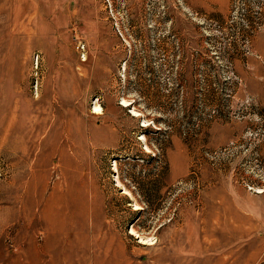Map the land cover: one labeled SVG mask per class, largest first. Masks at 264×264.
Instances as JSON below:
<instances>
[{"label": "rangeland", "instance_id": "rangeland-1", "mask_svg": "<svg viewBox=\"0 0 264 264\" xmlns=\"http://www.w3.org/2000/svg\"><path fill=\"white\" fill-rule=\"evenodd\" d=\"M106 248L264 264V0H0V264Z\"/></svg>", "mask_w": 264, "mask_h": 264}, {"label": "bare ground", "instance_id": "bare-ground-1", "mask_svg": "<svg viewBox=\"0 0 264 264\" xmlns=\"http://www.w3.org/2000/svg\"><path fill=\"white\" fill-rule=\"evenodd\" d=\"M95 109V112L96 111H99V108H97V106L94 108ZM119 182V181H118ZM70 191V190H69ZM68 197V196H67ZM70 197V196H69ZM71 198H72V196H71ZM135 208H138L137 206L135 207ZM131 233H136L135 232V230L132 228L131 229ZM141 239H142V241H143V243H148L150 240H148V239H146V238H143V237H140ZM146 240V241H145ZM149 244V243H148ZM68 249V248H67ZM71 249V248H70ZM107 249L108 248H106V251H105V253H104V256L103 257H100V258H96V263L95 264H113L112 262H110V259H111V257H109L110 255L108 254V251H107ZM72 250V249H71ZM105 250V249H104ZM113 255H111V256H114V257H116L117 259L118 258H120L121 259V257H123V254H121V253H115V252H113L112 253ZM35 256H37V255H35ZM106 256V257H105ZM66 257V256H65ZM107 257H109L108 259H104V258H107ZM38 258V257H37ZM40 258V257H39ZM72 259V258H71ZM95 259V258H94ZM116 261V260H115ZM118 261H120V260H118ZM70 262V261H69ZM93 264H94V262H93ZM120 264V263H119Z\"/></svg>", "mask_w": 264, "mask_h": 264}]
</instances>
